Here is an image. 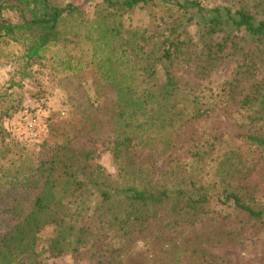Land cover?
Here are the masks:
<instances>
[{
	"label": "rangeland",
	"instance_id": "1",
	"mask_svg": "<svg viewBox=\"0 0 264 264\" xmlns=\"http://www.w3.org/2000/svg\"><path fill=\"white\" fill-rule=\"evenodd\" d=\"M190 1L159 0L119 11L120 16L112 20L121 33L128 31L129 37L147 41V48L154 46V50L171 24H180L184 35L197 43L200 24L185 22L186 15L175 4ZM197 1L205 9L244 8L256 19H264V0ZM49 2L77 6L90 23L99 12L112 11L105 0ZM68 17L67 26L78 23L74 16ZM29 18L18 0H0V24H20ZM68 30L66 43L46 45L42 57L33 60L27 59L21 42L0 38V240L44 191L47 168L74 161L79 177L96 175L92 178L102 181V177L113 187L128 183L116 148L118 138L126 135L131 138L132 168L144 183L154 189L201 183L210 189L209 204L200 213L159 210L157 216L121 231L92 193L86 196L85 209L74 205L65 209L69 221L79 217V224L92 226L85 244L76 251L49 255L48 241L55 230L49 224L37 234L38 259L45 264H264V223L219 199L227 189L264 205V113L262 106L257 112L244 103L253 95L259 97L254 102L264 99L262 46L238 33L237 44L228 43L207 72L193 62L173 66L180 88L178 96L164 105L171 116L150 117L146 122L137 114L131 124L121 126L114 113L117 90L103 82L90 61L104 58L109 51L97 55L88 38L69 41ZM116 52L114 62L122 61L116 71L133 69L135 48L126 52L128 58L121 50ZM124 81L137 86L131 79ZM185 94L200 97L201 116L193 115ZM141 100L148 110L152 108V99Z\"/></svg>",
	"mask_w": 264,
	"mask_h": 264
},
{
	"label": "trees",
	"instance_id": "2",
	"mask_svg": "<svg viewBox=\"0 0 264 264\" xmlns=\"http://www.w3.org/2000/svg\"><path fill=\"white\" fill-rule=\"evenodd\" d=\"M158 1L105 0L107 8H112V11H103L107 13L104 15L102 11L99 12L98 19L90 23L84 18L80 8L70 3L59 7L51 4L49 0H18L19 5L29 12L30 18L22 20L20 24L1 23L0 38L21 42L28 60L41 58L43 48L52 42L66 43V29L71 33L69 41L73 39L75 42V37L88 38L87 40L93 43L97 55L109 51L104 58L90 61L95 72L104 79L103 82L112 83L117 90L118 102L114 113L116 121H119L121 126L131 124L132 117L137 114L146 122L151 119L150 117L162 120V117L166 119L171 116L170 110L165 112L164 105H168L175 95L178 96L180 88L172 75L173 66L193 62L202 73L207 72L219 59L228 43L237 44L235 39L240 38L238 33L244 39L251 38L258 47L262 46L260 52L264 53V19H256L244 8L232 11L226 6H215L205 9L197 0H191L187 4L175 2L186 15L185 22L193 21L200 24L197 43L184 35L186 30L181 28L180 24H171L168 34L160 42H156L159 45L155 50L154 46L147 48V41L131 38L128 31L123 30L121 33L120 28L114 26L112 18L116 20L121 14L119 11L133 10ZM68 16L77 18L78 23L67 26ZM24 40H28V43ZM123 47L129 49L123 50ZM134 48L136 53L131 55L133 69L129 66L130 70L116 71L122 66V61L114 62L118 60L114 56L116 51L121 50L120 53L128 58L126 52L129 53ZM130 79L137 84L136 87L124 81ZM145 97L152 99L150 102L152 108L149 110L148 104L141 100ZM185 98L190 101L193 115L201 116L203 105H200V97L185 94ZM257 98L259 97L253 95L244 103L256 107L257 112L262 106L264 113V99L263 102H254ZM135 123L140 124L139 118ZM154 123L155 121L152 124ZM251 139L261 143L255 137ZM130 140V136L125 135L118 138L116 145L117 155L123 158L125 175L130 180L121 186L113 187L102 177V181L92 178L96 175L85 174L79 177L78 165L76 166L74 161L62 162L58 166L47 168L48 178L45 180L44 191L33 198L30 212L0 240V264L14 262L45 264L38 259L36 241L37 234L49 224L55 227L54 234L48 241L49 255L59 256L82 247L92 231V226L79 224V217H74L75 221L72 219L69 221L66 215L70 217V214L65 209L72 205L85 209L88 200L86 196L92 193L99 198V207L107 213L111 224L121 231L157 216L158 211L163 209L170 210L173 214L183 211L195 213L204 211L205 206L211 201V192L201 183L192 182L190 188L163 186L159 189L144 183L135 174L136 169L132 168L133 160L128 148ZM81 155L84 156L83 153ZM228 166L229 163L226 162L224 168ZM219 199L222 204L232 205L245 212L248 218L264 223V205H255L251 197L225 189ZM20 259L22 261H17Z\"/></svg>",
	"mask_w": 264,
	"mask_h": 264
}]
</instances>
